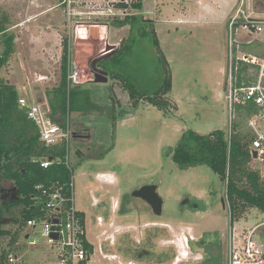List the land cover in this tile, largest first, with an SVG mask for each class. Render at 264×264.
I'll return each instance as SVG.
<instances>
[{
	"label": "rangeland",
	"instance_id": "1",
	"mask_svg": "<svg viewBox=\"0 0 264 264\" xmlns=\"http://www.w3.org/2000/svg\"><path fill=\"white\" fill-rule=\"evenodd\" d=\"M240 1L144 0L142 14L155 21L173 74L167 96L171 107L164 110L146 101L133 105L110 77L95 82L89 59L100 44L95 31L89 39L72 41L71 69L80 70V86L89 89L105 109L69 115L70 125L81 132L80 139L71 143L75 204L86 214L89 240L108 255L96 253L95 264H204L208 258L226 264L231 235L256 229L264 239L261 210L241 209L232 221L226 183L219 175L206 164L181 168L170 153L189 129L201 134L230 129L222 84L228 63L227 23ZM58 3L0 0V22L6 18L7 33L15 35L14 51L0 70V79L15 85L20 97L44 104L45 109L47 91L61 80L64 34L70 35ZM245 7L264 18V0H246ZM128 35L129 25L110 32L112 41ZM5 37L0 34V54ZM146 46L155 55L156 48ZM248 52L255 53L254 47ZM237 130L248 133L244 118L234 127ZM98 173H109L105 176L109 179H99ZM146 184L158 185L164 200L162 215L133 196ZM17 199L15 183L0 176V255L20 256L10 264H34L37 259L38 264L55 263L45 239L37 236L39 245L31 246L25 230L9 244L21 216ZM98 216L104 218L101 226ZM144 249L147 254L141 256Z\"/></svg>",
	"mask_w": 264,
	"mask_h": 264
},
{
	"label": "trees",
	"instance_id": "2",
	"mask_svg": "<svg viewBox=\"0 0 264 264\" xmlns=\"http://www.w3.org/2000/svg\"><path fill=\"white\" fill-rule=\"evenodd\" d=\"M6 21L4 18L0 22V34L6 36L5 48L0 54V70L7 64L15 48V35L7 33ZM120 24L129 25V35L122 39L120 46L110 56L102 57L97 66L120 84L133 105L146 101L161 110L170 108L171 101L167 96L173 88V74L161 46L155 21L143 15H133L126 16ZM62 43L61 80L47 91V98L50 117L65 125L72 111L87 115L105 109L93 100L89 89L80 84L70 85L71 45L66 34ZM147 43L156 48L155 55L151 56L147 52ZM245 48L252 49L250 46ZM150 66H153V70ZM247 73L249 64H241L239 79L246 77ZM19 97L15 85L0 79V176L15 183L17 201L22 204L18 229L9 244L16 243L28 219L45 214L42 204L35 205L32 200L33 195L38 193L36 185L56 181L67 184L72 174L64 163H55L49 168L41 167L37 159L64 158L66 147L64 144L47 146L41 141L39 128L28 117L26 109L20 107ZM240 125L239 120L234 127L237 129ZM74 129L76 137H81L80 130ZM248 136L249 133H240L238 130L233 131L229 138L228 132L221 129L206 134L189 129L182 135L179 143L170 148L173 160L181 168L206 164L226 183L232 221L239 216L241 209L247 207L258 208L264 213V179L259 171L250 166L252 157L248 148ZM72 169L74 170L73 165ZM81 215L85 217V213L82 212ZM89 247L93 248V245ZM10 254L3 252L0 264H10ZM204 264L217 263L208 258Z\"/></svg>",
	"mask_w": 264,
	"mask_h": 264
},
{
	"label": "built area",
	"instance_id": "3",
	"mask_svg": "<svg viewBox=\"0 0 264 264\" xmlns=\"http://www.w3.org/2000/svg\"><path fill=\"white\" fill-rule=\"evenodd\" d=\"M245 3L246 0L240 1L227 23L228 63L222 84L223 95L229 109L228 137H231L235 123L244 118L249 133L250 166L259 171L264 179V18L255 15L254 10H248ZM58 6L64 10L70 45H73L72 41L89 39L95 31V38L100 44L95 54L89 57L93 60L114 52L120 46L122 40H111V29L126 27L120 24L126 16L143 15L144 0H59ZM247 46L254 47L255 53L248 52ZM74 62L76 66V60ZM244 63L249 64L250 73L239 79L238 70ZM69 82L76 85L82 83L78 68L70 70ZM19 105L26 109L28 117L37 124L40 139L45 145L64 144L66 147L64 158L37 159L41 167L49 168L55 163H64L72 171L67 184L56 181L36 185L38 193L33 195L32 200L35 205L42 204L45 214L27 220L23 227L27 241H30L31 246H38L37 236L45 239L57 258L51 264H95L98 252L107 258L102 247L99 246L98 251L89 240L86 214L82 217L81 213L85 212L75 204L76 183L71 143L73 138L80 137H76L69 117L65 125L55 122L49 115V103L45 109L44 104L30 102L24 97H19ZM253 151H257V157L253 156ZM103 223L104 218L98 216L97 224L101 226ZM111 242H115V239L112 238ZM89 245H93V248ZM227 249L226 264H264V239L256 229L231 235ZM17 260V255L10 254V263Z\"/></svg>",
	"mask_w": 264,
	"mask_h": 264
},
{
	"label": "water",
	"instance_id": "4",
	"mask_svg": "<svg viewBox=\"0 0 264 264\" xmlns=\"http://www.w3.org/2000/svg\"><path fill=\"white\" fill-rule=\"evenodd\" d=\"M110 54L106 56H110ZM100 59H102V57H97L91 61V65L95 73V82H107L109 79L107 72L97 66V63L100 61ZM253 156L257 157V151H253ZM133 196L137 198H141L145 202H147L152 207V210L156 215L158 216L162 215L164 209V200L158 193V185L156 184L143 185L142 187L136 189L133 192ZM52 236L57 238V235L53 234Z\"/></svg>",
	"mask_w": 264,
	"mask_h": 264
},
{
	"label": "crops",
	"instance_id": "5",
	"mask_svg": "<svg viewBox=\"0 0 264 264\" xmlns=\"http://www.w3.org/2000/svg\"><path fill=\"white\" fill-rule=\"evenodd\" d=\"M89 137V136H88ZM106 173H98V174H96V176L99 178V179H104V180H106L108 177H105V176H107L108 174H106ZM109 179V178H108ZM111 180V179H110ZM15 255H17L18 256V260H19V255L18 254H15ZM17 260V261H18ZM16 261V262H17ZM33 262H34V264H38L39 262H40V260L39 259H37V260H33ZM13 263H15V262H13Z\"/></svg>",
	"mask_w": 264,
	"mask_h": 264
},
{
	"label": "flooded vegetation",
	"instance_id": "6",
	"mask_svg": "<svg viewBox=\"0 0 264 264\" xmlns=\"http://www.w3.org/2000/svg\"><path fill=\"white\" fill-rule=\"evenodd\" d=\"M151 207V206H150ZM152 208V207H151ZM139 254H141V256H143L144 254H147V251L144 249L142 251L139 252Z\"/></svg>",
	"mask_w": 264,
	"mask_h": 264
}]
</instances>
